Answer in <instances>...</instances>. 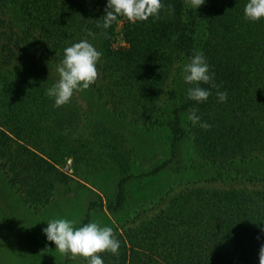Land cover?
<instances>
[{"label": "trees", "instance_id": "obj_1", "mask_svg": "<svg viewBox=\"0 0 264 264\" xmlns=\"http://www.w3.org/2000/svg\"><path fill=\"white\" fill-rule=\"evenodd\" d=\"M161 2L158 16L138 22L120 17L104 30L97 25L106 0H0V173L32 214L49 207L57 189L73 180L58 166L66 156L79 157L83 147L67 139L74 133V142L82 140L78 101L74 98V108L68 102L56 107L46 89L57 78L63 49L87 39L102 53L88 89L112 115L166 135L170 149L150 170L117 181L105 207L114 217L111 227L120 248L116 255L99 253L103 264H259L264 19L244 17L247 0H205L196 10L186 0ZM118 35L124 45H114ZM198 53L213 74L208 84H200L210 92L201 103L187 97L190 85L179 67ZM218 90L227 93L223 103ZM193 109L208 128L188 120ZM184 143L194 155L171 169ZM167 170L194 175L115 217L126 204L132 177ZM97 206L102 205L88 204L78 226ZM3 237L0 228V246Z\"/></svg>", "mask_w": 264, "mask_h": 264}, {"label": "rangeland", "instance_id": "obj_2", "mask_svg": "<svg viewBox=\"0 0 264 264\" xmlns=\"http://www.w3.org/2000/svg\"><path fill=\"white\" fill-rule=\"evenodd\" d=\"M114 45H124L119 35ZM74 98L78 101L80 116L77 121L81 120L83 135L81 141H73L74 133L68 135L67 139L71 146L79 143L84 148H79V157L73 154L66 156L59 164V169L73 180L57 189L49 207L32 214L0 173V228L4 232L0 264H84V259H71L46 241L41 231L46 227V222L66 218L76 221L78 226L84 219L88 204L93 202L102 206L89 212V221L111 227L114 217L105 206L107 199H114L119 178L146 172L169 157L166 135L139 130L126 120L112 115L89 89L73 94V100L68 102L73 108ZM191 154L193 157L194 152L189 145L182 144L177 157L179 163L171 164V169L185 165ZM192 175L194 173L167 170L155 177H132L126 186V204L115 217H124L137 205L154 201L171 185L184 182Z\"/></svg>", "mask_w": 264, "mask_h": 264}, {"label": "clouds", "instance_id": "obj_3", "mask_svg": "<svg viewBox=\"0 0 264 264\" xmlns=\"http://www.w3.org/2000/svg\"><path fill=\"white\" fill-rule=\"evenodd\" d=\"M204 2L205 0H186V6L196 10ZM161 8V0H106L105 12L99 18L97 27L107 30L120 17L130 22L145 21L150 16H158ZM243 13L250 21L264 19V0H247ZM101 55L87 39H81L63 49L62 58L55 65L57 78L46 89V94L52 98L54 106L66 104L75 92L86 90L95 82ZM179 67L183 82L190 85L186 90L187 97L196 103L206 101L210 92L200 87V84H208L213 74L203 54L188 57ZM216 96L221 103L227 99L226 91L218 90ZM187 118L194 125L199 123L201 128L209 127L206 122L201 121L194 109L188 113ZM41 231L46 241L55 246V250L71 259L80 257L87 264H103L99 253L110 252L116 255L120 248V241L114 235L113 228L100 226L95 221L77 226V222L72 219L55 218L47 221L46 227ZM259 264H264V245L260 248Z\"/></svg>", "mask_w": 264, "mask_h": 264}]
</instances>
